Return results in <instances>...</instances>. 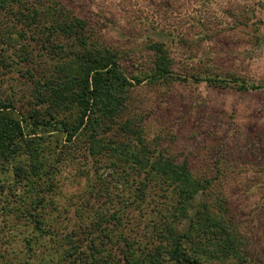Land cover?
I'll return each instance as SVG.
<instances>
[{"label": "trees", "instance_id": "trees-1", "mask_svg": "<svg viewBox=\"0 0 264 264\" xmlns=\"http://www.w3.org/2000/svg\"><path fill=\"white\" fill-rule=\"evenodd\" d=\"M90 18L67 0H0V73L21 63L18 79L30 90L18 98L23 110L0 99V166L25 186L2 209L31 226L22 263L0 254V264H264V156L249 148V167L261 170L245 177L222 171L229 159L219 155L208 164L213 174L197 172L191 154L178 158L160 139L148 142L132 87L177 78L167 51L151 43L154 67L129 76ZM191 77L261 87L238 77ZM79 140L108 176L99 173L101 185L82 195L79 230L59 234L47 197L58 194L53 176ZM238 195L249 209L234 201ZM9 222L18 227L15 217ZM43 244L49 250L37 254Z\"/></svg>", "mask_w": 264, "mask_h": 264}, {"label": "rangeland", "instance_id": "rangeland-1", "mask_svg": "<svg viewBox=\"0 0 264 264\" xmlns=\"http://www.w3.org/2000/svg\"><path fill=\"white\" fill-rule=\"evenodd\" d=\"M67 3L77 13H86L95 21V37L119 50L120 63L129 76L150 71L155 65V52L149 45L163 43L172 62V75L177 78L168 81L148 78L140 84L132 81L133 101L143 115L148 142L153 144L160 139L169 154L178 158L191 154L197 172L209 170L214 174L216 168L208 164L219 155L229 159V165L221 166L226 174L248 177L250 171L261 170L259 166L249 167V148L264 156V0H67ZM13 67L4 75L0 73V99H17L14 106L23 110L18 98L22 93H26L24 98L30 97V90L18 79L22 64L14 63ZM193 74L238 77L261 87L240 90L233 84L215 86L194 81ZM85 147L84 141L79 140L74 150L63 154L65 161L59 163V171L53 176L58 194L48 195L52 204L46 209L50 221L60 226L56 228L59 234L79 230L76 209L82 195L101 185L99 173L108 176L103 167L98 170L92 164L93 158ZM0 171L3 172L0 254H4V259L9 257L22 263L26 250L23 238L31 235V226H23L25 218L16 219L11 214L10 220L15 217L18 224L13 228L2 204H6V196L7 202L15 203L18 196L11 191L22 193L25 186L24 182L14 185L10 172L2 166ZM233 199L249 209L248 198L238 195ZM91 202L95 203L90 200L87 205H92ZM37 250V254H45L49 248L43 244ZM4 259L0 257V263Z\"/></svg>", "mask_w": 264, "mask_h": 264}]
</instances>
